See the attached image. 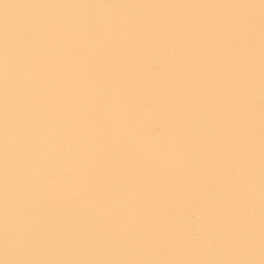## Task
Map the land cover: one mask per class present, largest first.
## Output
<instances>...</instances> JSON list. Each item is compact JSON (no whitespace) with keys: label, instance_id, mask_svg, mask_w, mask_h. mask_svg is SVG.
<instances>
[{"label":"bare ground","instance_id":"obj_1","mask_svg":"<svg viewBox=\"0 0 264 264\" xmlns=\"http://www.w3.org/2000/svg\"><path fill=\"white\" fill-rule=\"evenodd\" d=\"M0 264H264V0H0Z\"/></svg>","mask_w":264,"mask_h":264}]
</instances>
